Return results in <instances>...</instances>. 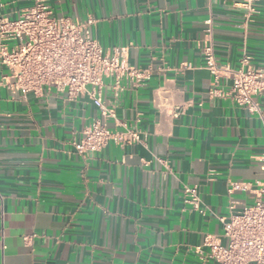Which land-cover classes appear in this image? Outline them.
Instances as JSON below:
<instances>
[{
	"label": "crops",
	"instance_id": "crops-1",
	"mask_svg": "<svg viewBox=\"0 0 264 264\" xmlns=\"http://www.w3.org/2000/svg\"><path fill=\"white\" fill-rule=\"evenodd\" d=\"M47 1L56 15L93 18L104 52L151 69L119 88L107 77L102 94L144 140L78 154L72 137L99 114L86 93L0 87V264H199L192 246L222 231L229 205L253 201L228 196V180L264 181L262 98L250 114L209 95L230 80L214 83L202 50L210 43L219 66L236 67L243 52L264 66V0L250 18L241 0ZM31 3L0 0V12L15 18ZM183 184L198 187L203 212L184 202Z\"/></svg>",
	"mask_w": 264,
	"mask_h": 264
},
{
	"label": "built area",
	"instance_id": "built-area-1",
	"mask_svg": "<svg viewBox=\"0 0 264 264\" xmlns=\"http://www.w3.org/2000/svg\"><path fill=\"white\" fill-rule=\"evenodd\" d=\"M255 2L241 0L234 4L243 6L250 18L257 12ZM93 23V18L74 21L56 15L47 0H32L15 18L0 12V87L35 94L53 90L64 93L67 100L86 93L98 108V116L71 139L81 155L100 151L110 142L123 146L144 140L135 126L118 120L113 109L104 104L102 94L107 77H114L119 88L122 77L138 84L151 74L150 68L129 65L124 52L117 48L111 54L104 52L92 36ZM202 55L214 83L220 77L230 80L227 89L211 88L209 95L226 96L250 114H260L264 66L254 65L248 52L242 53L236 67L219 66L210 43L203 46ZM188 68L190 62H181L176 69ZM110 121L122 129L110 128ZM259 161L264 168V143ZM235 192L254 193L253 201L239 210L229 205L228 214L219 218L222 231L206 234L201 243L192 246L199 264H264V181L229 179L227 194ZM182 196L191 209L203 212L196 185L183 184Z\"/></svg>",
	"mask_w": 264,
	"mask_h": 264
}]
</instances>
